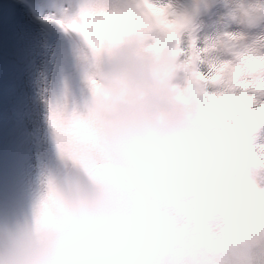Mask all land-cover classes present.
Instances as JSON below:
<instances>
[{
  "label": "clouds",
  "instance_id": "9594fccd",
  "mask_svg": "<svg viewBox=\"0 0 264 264\" xmlns=\"http://www.w3.org/2000/svg\"><path fill=\"white\" fill-rule=\"evenodd\" d=\"M168 6V30L136 0H78L63 17L91 8L95 43L72 33L76 83L53 92L52 159L30 215L0 225V264H264V160L206 104L182 47L191 32L264 58V0Z\"/></svg>",
  "mask_w": 264,
  "mask_h": 264
},
{
  "label": "snow or ice",
  "instance_id": "6c2138e0",
  "mask_svg": "<svg viewBox=\"0 0 264 264\" xmlns=\"http://www.w3.org/2000/svg\"><path fill=\"white\" fill-rule=\"evenodd\" d=\"M77 2L0 0V147L10 157H34L42 162L53 155L50 115L58 108L53 92L77 79L72 33L80 32L95 43L91 8L81 10L83 23L63 18L77 10ZM136 4L143 16L164 30L180 23L168 0H136ZM221 44L197 41L188 32L182 45L188 58L186 68L206 104L251 133L264 126V121L250 119L264 110V58L255 49L239 45L225 54ZM219 55H225V60H218ZM255 152L264 160V144H255Z\"/></svg>",
  "mask_w": 264,
  "mask_h": 264
}]
</instances>
